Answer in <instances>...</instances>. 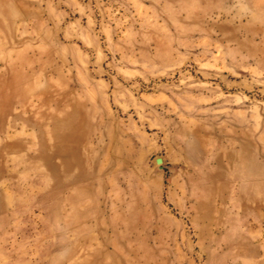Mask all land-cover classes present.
Segmentation results:
<instances>
[{
  "label": "rangeland",
  "instance_id": "rangeland-1",
  "mask_svg": "<svg viewBox=\"0 0 264 264\" xmlns=\"http://www.w3.org/2000/svg\"><path fill=\"white\" fill-rule=\"evenodd\" d=\"M0 264H264V0H0Z\"/></svg>",
  "mask_w": 264,
  "mask_h": 264
},
{
  "label": "water",
  "instance_id": "water-1",
  "mask_svg": "<svg viewBox=\"0 0 264 264\" xmlns=\"http://www.w3.org/2000/svg\"><path fill=\"white\" fill-rule=\"evenodd\" d=\"M157 163H158V164H161V163H162L161 159H158V160H157Z\"/></svg>",
  "mask_w": 264,
  "mask_h": 264
}]
</instances>
